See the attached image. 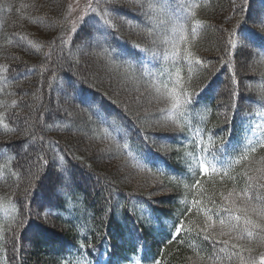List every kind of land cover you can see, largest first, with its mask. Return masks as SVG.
I'll return each instance as SVG.
<instances>
[{"label": "trees", "instance_id": "1", "mask_svg": "<svg viewBox=\"0 0 264 264\" xmlns=\"http://www.w3.org/2000/svg\"><path fill=\"white\" fill-rule=\"evenodd\" d=\"M29 1L0 0V69H8L7 73L0 72V85H6L4 95H0V200L14 205L12 212L0 218V264H98L94 258L103 253H113L117 261L137 240L145 251L154 252L159 264H209L199 260L211 252L209 241L206 243L199 232L204 220L194 221L195 211L185 213L182 205L189 194L197 196L193 179L184 177L182 171L187 169L186 157L195 155L197 131H203L205 144L208 134H218V141L246 128L245 124L264 109V64L260 63L264 57V27L254 23L264 17V0H235L232 9L231 0H201L198 4L165 0L163 13L150 9L159 7L158 0H111L107 6L120 9L122 15L114 20L115 29L107 42L95 34L101 40L99 47L95 41L85 43L73 37L72 20L63 26V15L58 25L33 15L26 5ZM79 1L69 0L64 5L65 10L69 6L73 9V20L80 15L76 11ZM215 9H223L228 28L212 23ZM11 17L38 23L51 36L44 43L31 39L34 45H41L37 51L28 44L26 32L19 36L12 32L16 28L9 26ZM196 21L202 26L193 39L191 28ZM238 22L237 31L249 36V48L236 52L234 64H228L227 40ZM149 30L151 36L147 35ZM61 36L68 44H61ZM15 48L31 58L19 57ZM188 52L207 66L190 65ZM157 53L162 54L161 62L146 70L143 54ZM45 54L51 57L47 70ZM233 69L238 86L232 83ZM177 73L184 90L194 94L193 104L169 115L171 105L158 97L173 88ZM111 76L119 82V88L123 85L138 90L137 111L117 102L104 89L106 82H114ZM207 84L210 87L201 91ZM233 91L238 97H233ZM81 96L92 101L90 107L80 102ZM154 98L159 102L157 108L150 102ZM173 122L184 130L173 131ZM5 123L15 131L4 129ZM146 135L168 137L170 150L164 151L165 142L161 140H146ZM177 136L184 139H175ZM79 139L95 145L106 142L95 162L84 156ZM61 155L67 172L62 185H58L60 169L52 164ZM41 156L48 161L47 168L42 167ZM101 157L112 160L114 166L122 165L128 170L127 176L136 175L132 184L139 188L124 186L127 183L104 168ZM147 165L152 167L148 175L143 172ZM13 171L18 175H12ZM211 184L217 196L221 186H226ZM208 197L201 193L197 200L208 203ZM41 205L53 213L46 221ZM150 214L157 216L156 222ZM22 218L32 227L15 228ZM181 219L189 225L193 220L196 230L187 229L190 234L177 236L170 244H154L153 237H159L158 225L174 227ZM10 227L15 228V237ZM192 233L198 237H190ZM203 233L208 235L209 229ZM81 242L85 249H80ZM249 247L253 256L264 254V247Z\"/></svg>", "mask_w": 264, "mask_h": 264}, {"label": "snow or ice", "instance_id": "2", "mask_svg": "<svg viewBox=\"0 0 264 264\" xmlns=\"http://www.w3.org/2000/svg\"><path fill=\"white\" fill-rule=\"evenodd\" d=\"M136 0H133L135 3ZM101 3L106 5L101 8ZM111 3V0H95V6H93V0H88V3L84 6L81 14L72 21L71 32L73 37L78 40H81L85 43L89 41H95L96 45L99 47L101 40L97 38L96 33L99 34V37L103 38V42H107L112 35V30L115 29L114 20L119 18L122 13L120 9L116 7H108ZM165 0H158L159 7L153 8L150 6V9L154 13H163L166 11L164 7ZM142 6V5H141ZM199 6V5H197ZM73 9L69 6L67 16H70ZM244 9L241 8V12ZM194 18L195 13L191 14ZM258 26L264 27V17L258 21H254ZM199 21H196L191 28L192 38L195 39L197 35V29L201 27ZM240 28L239 22L237 26L232 29L229 33L227 44L228 48L226 50V59L225 63L234 64L236 52H244L249 48V36L245 33L238 32L237 29ZM148 36L152 35V30H149L147 33ZM21 39H26V37H21ZM62 45L68 44V40L63 36L60 38ZM54 43V42H53ZM29 45H32L37 51H39L41 45H34L31 40L28 41ZM51 47V45H50ZM235 50V51H234ZM187 58L189 64H197L200 67H206L207 63L201 61L198 58H193L192 53H187ZM51 57L49 54H45V67L48 60ZM260 63L264 64V57H262ZM8 69H0V72L7 73ZM29 71H34L29 69ZM181 78L179 73H177V80L173 88L166 94H162L158 97V100L161 102L169 103L171 108L168 109L169 115L175 113V110L180 109L183 111L193 104V93H189L184 90V85L180 82ZM232 83L233 85L238 86V80L236 78L235 70L232 71ZM210 84L204 85L201 87V91H204L205 88H209ZM159 92V89H157ZM233 97H238V92L233 91ZM261 100L264 101V90L261 92ZM80 102L86 104L89 107L92 104L87 97L81 96ZM13 106L16 105V101L12 102ZM237 105L233 103L232 108L235 109ZM261 107H264V103H261ZM163 111V110H162ZM257 115H264L257 113ZM235 117V112H233V119ZM261 126L259 124L254 125L251 128V131L256 134V139L253 141L249 139L246 144H241L238 147L233 148L234 156H229L227 154L225 143L221 141V147L219 152L225 153V158L220 160L217 158L216 153L211 151L215 148V140L218 137V134H208V144L204 143V133L202 130L197 131L195 135L194 145L199 148L200 156L194 154H189L186 157L188 163V170L192 173L193 184L192 187H197L198 191L201 193L204 191L203 185L201 182L202 175L218 174L221 178V181H224L225 178L232 182L231 189L225 195L224 192H220L219 196L222 202L217 203L215 199L211 196L208 197L207 205L204 204L203 200L193 201L197 205V214H203L204 217V226L199 228V232H206L209 228L215 229L217 226L219 228L218 232H214L213 235L218 237L216 240H212L208 235H204L203 239L208 240L213 244V247L216 248L217 254L213 256L215 264H224L226 261L227 264H264V254L259 256H253L251 245L264 247V157H261L257 163L261 165L255 169L257 175H250V169L248 167V161L250 156L256 153L258 150H264V131L257 133V129ZM3 128L9 131H15V129H10L8 124H3ZM173 131L181 132L184 129L179 127L173 122ZM226 131H228L226 129ZM35 139V137H33ZM43 140V137H40ZM146 140L155 141L161 140L165 142L164 151L170 150L167 147L168 137H149L145 136ZM175 139L183 140L184 137L177 136ZM183 145H181L182 147ZM209 155L211 159H209ZM40 161H43L42 167L47 168L48 161L45 160L43 156L39 157ZM65 158L63 155L60 156L59 160H54L52 166L54 168L60 169V173L57 176L58 185H62V182L65 179L64 173L67 172V168L64 167ZM241 166L244 170L237 172L236 167ZM151 171V168H148ZM39 171V169H38ZM12 175L16 176L14 171ZM35 176V174H33ZM3 177V170L0 168V178ZM68 179H71V174H68ZM180 179H183L181 177ZM243 182V187H240V182ZM185 187H188L185 185ZM14 210V205L11 201L4 202L0 200V211L5 215H8ZM191 212L190 208L185 209V213ZM41 213L45 219H48L49 216L53 213L45 209L41 205ZM40 215V214H38ZM32 227L27 223L26 219H21L18 224L15 225V228H27ZM39 229L40 225H35ZM175 233L168 239V243H171L176 239L177 236H180L182 229L184 228L183 220L179 221L175 226ZM15 228L10 227L9 231L15 237ZM192 229L189 228L188 231ZM199 234V233H198ZM3 236L0 234V239ZM226 238V239H219ZM218 246V248H217ZM80 249H85L84 242H81L79 245ZM71 255V253H69ZM67 264H72L71 261H68ZM78 264H84L83 261H79ZM154 264H159V261H154Z\"/></svg>", "mask_w": 264, "mask_h": 264}, {"label": "rangeland", "instance_id": "3", "mask_svg": "<svg viewBox=\"0 0 264 264\" xmlns=\"http://www.w3.org/2000/svg\"><path fill=\"white\" fill-rule=\"evenodd\" d=\"M66 2L69 3V0H52L50 2L43 1V0H37V1L30 0L29 2L26 3V5L29 6V11L33 15H39L41 17H45L46 20H50L51 22H54L55 24H57V23L60 24V23H62V15L65 17L68 13V10H69V8H68V10L64 9V5ZM231 2L233 3L231 5V9H232V8H234L235 0H231ZM224 7H226V6H224ZM227 8L228 7H226V9ZM222 10L221 9L217 10V11H216V9L213 10L216 12L213 14L215 17H213L212 23L215 24L216 26L220 27L221 29H223V28L225 29V28H228V26L226 24L224 25L225 19L223 16L225 14L224 13L222 14V12H221ZM73 16H74L73 13H71V15L65 20L66 22H64L63 26H66L69 23V22H67V20H69L70 22H71V20L73 21ZM11 21L12 22L9 23V26H11L12 29L16 28L12 32L16 31L17 35L22 34V33L25 34V32H26V35L28 36L29 40L40 39L41 40L40 43H44L51 36L49 30L43 29L42 26L38 23H32L29 21L27 23L26 21H24V18H20V17H17L16 19L14 17H11ZM24 28H26L27 31H24ZM222 32H223V30H222ZM263 33H264V31H263ZM13 50L15 51V53L19 57H24V58H27L28 60L31 58V56H29L27 54V52H25L24 50H19L17 48H15ZM200 54H203V53H200ZM110 80H112L114 82H112V83L106 82L103 85L104 89L109 90L111 96L117 102L125 105L126 107H128L132 111H137L138 107L136 106V104L139 105V94L137 92L138 90L123 87V85L121 86V88H119V86H120L119 82L115 81V79L113 77ZM115 82H117V83H115ZM140 102L141 103L143 102V98L140 99ZM150 102L153 104V106L155 108H157V105L159 102L155 98L153 100H151ZM81 144L83 147L82 152L84 151L83 153L85 154L84 156L89 157V158H93L92 159L93 162H95V160L100 157L98 154L99 153L98 150H100V149L104 150L105 149L104 143H100V144L97 143V145H95L94 142L83 141V140L79 139V145H81ZM101 160L103 161V164L102 163L101 164L104 166L105 169L113 171L115 173V175H117L118 179L121 182L127 183V184H123L124 186H127L129 188H133V186L135 188H139L138 184H136V185L132 184V182H133L132 178L133 177L137 178L136 175H133V177L127 176V174H126V173H128L127 169H125L122 165H120L118 163L116 166H114L113 165L114 162L112 163V160H110V159L107 162L108 158L101 157ZM209 229L214 230L212 228H209Z\"/></svg>", "mask_w": 264, "mask_h": 264}]
</instances>
